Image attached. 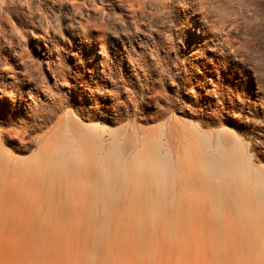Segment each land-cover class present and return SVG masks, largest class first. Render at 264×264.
<instances>
[{
    "label": "bare ground",
    "instance_id": "bare-ground-1",
    "mask_svg": "<svg viewBox=\"0 0 264 264\" xmlns=\"http://www.w3.org/2000/svg\"><path fill=\"white\" fill-rule=\"evenodd\" d=\"M118 1L135 19L147 0ZM206 2L181 1L186 23L198 33L200 47L213 43L208 48L232 55L237 68V60L247 61V44L210 20ZM0 61V264H264V168L251 164L255 154L242 146L231 150L219 139L213 144L182 124L183 138L169 140V147L180 159L179 142V149L200 156L198 165L185 155L184 168L163 167L146 137L137 145L114 140L105 158L97 157L87 133L68 121L47 129L51 117L39 113L45 100L28 69L18 70L26 79L9 85L4 72L12 65ZM206 62V95L219 107L227 101L239 118V83L227 77L228 86L214 85L219 68ZM199 135L212 153L200 154ZM179 195L183 212L176 229Z\"/></svg>",
    "mask_w": 264,
    "mask_h": 264
},
{
    "label": "rangeland",
    "instance_id": "rangeland-1",
    "mask_svg": "<svg viewBox=\"0 0 264 264\" xmlns=\"http://www.w3.org/2000/svg\"><path fill=\"white\" fill-rule=\"evenodd\" d=\"M181 1L147 0L135 20L118 0H0L5 8L0 12L5 26L0 59L12 65L4 72L7 82L26 79L18 70L28 69L45 100L39 113L51 117L47 129L68 121L87 133L97 157L105 158L114 140L137 145L146 137L163 167L184 168L185 155L198 165L200 156L179 149V142L180 159L169 147V140H181L183 129L192 127L191 132L199 129L213 144L219 139L231 150L246 148L249 156L256 155L251 164L264 168V0H204L210 20L247 44V61L237 60V68L231 65L232 55L210 49L213 43L200 47L202 40L186 23ZM206 61L219 68L214 85L228 86L229 77L239 83L234 90L244 102V110L236 109L240 119L227 101L219 107L206 95ZM227 130L230 137L223 135ZM197 139L200 154L212 153L203 149L200 135ZM225 180L231 181L229 176ZM177 198L176 229L183 212L182 198ZM231 200L235 206V197Z\"/></svg>",
    "mask_w": 264,
    "mask_h": 264
},
{
    "label": "snow or ice",
    "instance_id": "snow-or-ice-1",
    "mask_svg": "<svg viewBox=\"0 0 264 264\" xmlns=\"http://www.w3.org/2000/svg\"><path fill=\"white\" fill-rule=\"evenodd\" d=\"M262 159H264V157H261Z\"/></svg>",
    "mask_w": 264,
    "mask_h": 264
}]
</instances>
